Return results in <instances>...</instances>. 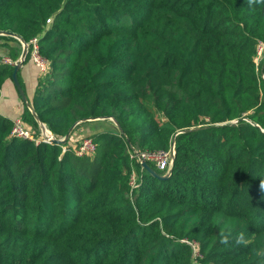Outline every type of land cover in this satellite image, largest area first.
Returning <instances> with one entry per match:
<instances>
[{"label":"trees","instance_id":"1","mask_svg":"<svg viewBox=\"0 0 264 264\" xmlns=\"http://www.w3.org/2000/svg\"><path fill=\"white\" fill-rule=\"evenodd\" d=\"M0 31L37 38L29 101L57 138L121 128L79 156L0 113V264H264V0H0ZM12 70L0 60V90ZM20 118L39 134L24 102ZM173 140L166 178L129 157Z\"/></svg>","mask_w":264,"mask_h":264},{"label":"built area","instance_id":"2","mask_svg":"<svg viewBox=\"0 0 264 264\" xmlns=\"http://www.w3.org/2000/svg\"><path fill=\"white\" fill-rule=\"evenodd\" d=\"M27 43V49L30 45V58L34 62V64L38 67L39 71H44L46 69V59L40 54L37 44V38L34 36L32 37ZM22 44V43H21ZM264 57V42H259L257 44V52L255 56V60L258 61L260 58ZM0 60L5 61L9 64H14V60L11 59L9 56H0ZM39 134L34 135V132L31 128L26 127L23 124V121L20 117L13 118V124L11 127V134L22 137L33 139L35 142L39 140L50 142L55 136V134L46 127L42 129V127L37 122ZM95 144L91 137L87 135L78 138L74 145V151L77 155L81 156L84 154H90L94 151ZM174 154V143L173 141L166 149H159V150H148V149H136L135 147H131L129 150V157L132 159L137 160L140 165L142 162H153L156 167L159 169H164L165 172L171 166ZM142 167V165H141ZM129 184L131 187L136 185L135 174L132 172L129 177ZM193 246V243H191Z\"/></svg>","mask_w":264,"mask_h":264},{"label":"crops","instance_id":"3","mask_svg":"<svg viewBox=\"0 0 264 264\" xmlns=\"http://www.w3.org/2000/svg\"><path fill=\"white\" fill-rule=\"evenodd\" d=\"M3 50V48L0 46V51ZM0 55L2 56H7L5 55V53L0 52ZM40 71L38 69V67L34 64V62L31 60V58L29 57L26 61H24L20 68H19V77H20V81L23 85V91L27 97V99L29 100V98L32 96L35 84H36V80L37 77L39 75ZM10 81L12 82L11 78H7L4 82V84L6 85V87L9 86ZM1 98V96H0ZM20 98V99H19ZM16 97L12 92H11V98L8 99V102L6 103L5 101L2 104V108L0 107V113L11 117L12 119L15 117H20V112L22 109V99L19 96ZM10 103V105H9ZM8 105H9V111H11L12 113H8L7 109H8ZM10 115V116H9ZM94 130L91 131H86L85 133H76L75 129H73L71 131V136L72 138H81L84 135H88V133L92 132Z\"/></svg>","mask_w":264,"mask_h":264},{"label":"water","instance_id":"4","mask_svg":"<svg viewBox=\"0 0 264 264\" xmlns=\"http://www.w3.org/2000/svg\"><path fill=\"white\" fill-rule=\"evenodd\" d=\"M1 33H5V34L12 35V36L18 38L20 40V42L22 43L21 44L22 45L21 52H20L19 56L17 57V59L15 60V63L13 65V70H12V73H11L12 81H13L14 85L16 86L17 91L20 94L22 101L33 112L36 121L39 123V125L42 127V129H45V124L41 120L38 119V117L36 116V114L32 110L30 101L27 99V97H26V95H25V93H24V91H23V89H22V87H21V85H20V83L18 81V78H17V71L19 70L21 64L23 63V60H24V58L26 56V53H27V43L25 41H23V39H21L17 34L11 32V31H0V34ZM102 117H111V118H113L112 116H109V115L102 116ZM88 119H95V118H88ZM77 122H79V121L74 122L69 127V129L67 130V132L64 134L63 137H60V138L54 137L51 141H58V142H64V141H66V139L70 136L71 131L74 128V126L76 125ZM115 123H116V121H115ZM116 126L119 129V131H120L121 128L119 127V125L117 123H116ZM173 143H174V140H173ZM174 152H175V148H174ZM173 157H174V154H173ZM141 165H142V167L146 168L150 173H152L153 175H157L160 178H166L170 174V172H171V169L169 168L168 171L164 175H159L155 171H153V169L150 167V165L148 163L142 162Z\"/></svg>","mask_w":264,"mask_h":264},{"label":"rangeland","instance_id":"5","mask_svg":"<svg viewBox=\"0 0 264 264\" xmlns=\"http://www.w3.org/2000/svg\"><path fill=\"white\" fill-rule=\"evenodd\" d=\"M0 46L3 48V50H1L0 52L5 53V55L8 56V49L2 45H0ZM14 63H15V60H14ZM4 83L5 82H3L2 86H1V90H0V96H1L0 107L1 108H2L3 102L5 101L7 103L8 99L11 98V92L18 98L20 96V94L18 93L17 88L14 85L13 81L12 82L10 81V84L8 87H6V85ZM9 105H10V103H9ZM9 105H8L7 111H8V113H12L11 111H9L10 110ZM103 128L118 130L114 119L111 117H97L95 119L82 120V121L77 122L73 129H75L76 133H78L80 131H81L80 133H85L86 131L103 129ZM36 130L39 132L38 125H37Z\"/></svg>","mask_w":264,"mask_h":264}]
</instances>
